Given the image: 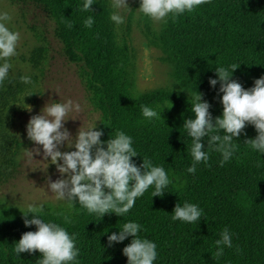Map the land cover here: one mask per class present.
Listing matches in <instances>:
<instances>
[{
    "label": "trees",
    "instance_id": "trees-1",
    "mask_svg": "<svg viewBox=\"0 0 264 264\" xmlns=\"http://www.w3.org/2000/svg\"><path fill=\"white\" fill-rule=\"evenodd\" d=\"M82 2L0 0L10 9L33 7L54 23L55 38L78 69L87 99L100 115L97 128L104 133L100 139L106 140L117 129L124 131L133 138L140 155L132 159L140 164L146 156L162 165L171 183L159 197H151L150 187L121 217L108 213L100 219L75 202L69 208L65 201L43 204V219L76 234L77 264H126L121 249L130 237L111 247L106 237L127 220L141 224L139 235L156 243L154 264H264V154L243 143L256 135L254 128L246 125L243 134L234 138L237 148L222 166L220 154L210 151L207 164L201 162L189 173L191 138L182 127L183 119L192 115L189 103L195 91L209 102L213 117L220 114L219 82L214 87L208 84L210 77L215 78V66L235 63L238 67L230 79L244 88L264 74V0H206L190 13L166 18L157 30L147 28L149 45L161 53L173 83L144 91L137 87L132 47L108 19L110 1L93 0L92 11L87 12L80 11ZM88 15L94 18L91 28L82 24ZM65 22L72 27L67 28ZM30 29L38 42L43 39L35 28ZM47 53L46 44L40 42L28 57L21 55L19 60L38 69ZM22 75L9 70V78L0 84V188L18 166L21 139L13 129L18 126L24 95L34 85L33 81L31 85L20 82ZM31 78L37 83V77ZM141 104L162 109L161 116L145 119ZM184 201L203 209L200 221L171 220L174 204ZM25 209L0 197V264H35L40 255L35 250L19 257L11 252L23 232L35 230L34 225L25 227L22 222ZM65 215L70 223H64ZM224 227L232 233L233 247L213 259V241Z\"/></svg>",
    "mask_w": 264,
    "mask_h": 264
},
{
    "label": "clouds",
    "instance_id": "clouds-1",
    "mask_svg": "<svg viewBox=\"0 0 264 264\" xmlns=\"http://www.w3.org/2000/svg\"><path fill=\"white\" fill-rule=\"evenodd\" d=\"M206 0H138V11L154 22L164 21L171 17L190 13ZM93 0H83L80 11H92ZM128 6L126 0H110L112 11L108 19L119 26L124 22L122 10ZM10 15L0 11V84L9 78L12 67L10 58L17 55L19 33L8 27ZM94 23L92 15L86 16L82 24L91 28ZM71 28V22H65ZM235 63L215 66V78L210 77L208 84L214 87L219 82L217 93L221 112L213 117L209 111L210 104L202 99V93L195 91L190 96L191 116L183 119L182 127L191 138L189 152L192 163L186 169L194 173L196 165L209 160V152L220 154L222 166L234 154L237 144L233 142L243 134L246 125H252L256 135L246 138L243 143L251 150L264 154V74L254 79L252 86L244 88L235 79H230ZM25 85L32 84L28 75L19 77ZM32 93H26L30 95ZM23 96V97H24ZM26 110L30 106L24 104ZM79 106L71 100H52L41 107L38 114L31 115L25 125L26 137L33 143L28 154L42 156L55 165L61 174L55 180L46 177L47 189L54 193L57 200L67 201L68 207L73 202L95 214L100 219L111 213L118 217L124 216L132 208L136 198L141 197L150 187L151 197L161 196L171 181L165 168L154 164L148 157H141L137 164L133 157L139 155L133 147V138L119 129L106 140L100 137L104 134L95 123L87 129H80L74 135L64 126L71 118L69 113L78 110ZM142 117L152 120L161 116L162 109L141 104ZM222 133V134H221ZM203 141V143H202ZM39 146V147H37ZM61 147L74 150L61 151ZM140 156V155H139ZM59 161V162H58ZM44 205L30 202L21 212L25 227L34 225L35 230L25 231L15 241L11 252L19 257L20 253L31 254L33 250L40 255L35 264H77L79 247L76 234L69 233L64 226L52 220L43 219ZM203 217V209L196 203L184 201L175 203L171 211V220L182 223H194ZM64 223H70V217H63ZM143 231L141 224L134 220L123 222L117 231L107 235L109 247L113 243L129 242L121 249L126 257V264H154L157 259V245L153 240L139 235ZM232 233L227 227L219 232V238L213 241L215 250L211 258L219 259L225 248H232ZM238 251V249H237Z\"/></svg>",
    "mask_w": 264,
    "mask_h": 264
},
{
    "label": "rangeland",
    "instance_id": "rangeland-1",
    "mask_svg": "<svg viewBox=\"0 0 264 264\" xmlns=\"http://www.w3.org/2000/svg\"><path fill=\"white\" fill-rule=\"evenodd\" d=\"M126 4L128 6L122 10L124 22L118 26V30L132 47L138 89L144 91L159 86H170L173 83L170 69L161 59V53L149 45L147 38V28L157 30L162 21L154 22L143 16L137 9L138 0H126ZM0 11L9 13L8 27L19 33L17 55L10 58L11 72L37 77V83L32 80L33 88L28 89V93L32 94L26 95L22 104V106L24 104L30 106L31 111L22 107L23 110L18 115V126L13 129L21 139L18 166L10 180L1 186L0 197L6 202L25 208L30 202L60 204L65 201L57 200L54 193L47 189L46 177L55 180L61 174L56 171L51 161L43 160L37 153H33V157L28 154L33 143L26 137L25 125L31 115L38 114L41 107L47 101L51 103L52 100L61 102L71 100L79 106L78 110L69 113L71 118L64 125L72 135L79 127L87 129L94 123L97 127L100 115L87 99L78 69L64 56L62 45L54 35V23L33 7L14 6L10 9L0 4ZM30 28H35L43 39L38 42L33 34L34 31ZM40 42H44L47 46V59L38 69H34L30 63L21 62L19 57L21 55L28 57L30 50ZM60 150L74 149L61 147Z\"/></svg>",
    "mask_w": 264,
    "mask_h": 264
}]
</instances>
